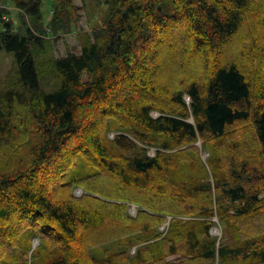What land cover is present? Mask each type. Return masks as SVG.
I'll return each instance as SVG.
<instances>
[{"label": "trees", "instance_id": "trees-1", "mask_svg": "<svg viewBox=\"0 0 264 264\" xmlns=\"http://www.w3.org/2000/svg\"><path fill=\"white\" fill-rule=\"evenodd\" d=\"M0 1L22 90L0 94V150L21 147L0 163V264H264V0H103L79 51L44 60L80 7Z\"/></svg>", "mask_w": 264, "mask_h": 264}, {"label": "rangeland", "instance_id": "rangeland-1", "mask_svg": "<svg viewBox=\"0 0 264 264\" xmlns=\"http://www.w3.org/2000/svg\"><path fill=\"white\" fill-rule=\"evenodd\" d=\"M74 4L78 7H80V19L76 25L75 30L72 33L69 34H62V36H53L49 34L50 36L48 37V41L50 44L48 46L45 45V48L43 50V53L39 56V59H48V58H59L62 57L66 54V50L69 49L72 52L77 53L79 51L80 47V41L82 39V36L85 34H91L94 29H98L102 21L105 17V15L108 13V5L104 4L103 0H73ZM0 10L4 11V19L5 21H12L14 26H17L19 24L18 22V13L19 11L14 7L13 4L8 3V2H3L0 1ZM42 14L44 15V18L46 21L50 20L51 14H50V0H44L42 3ZM47 33H50L49 30L46 28ZM58 37L61 39L56 40ZM243 42L244 39H238L236 44ZM232 51H225L226 55L230 56H235V48L231 49ZM17 65L15 61V57L13 53H9L6 51H0V94L5 92L6 90L11 89L12 83L13 87L17 91H22L20 85L17 82L16 78V72H17ZM51 71L47 73H42L40 76V86L41 89L50 92L53 91L54 89L57 88V84L55 81V77L53 76ZM185 101L188 104L190 102L189 98L185 97ZM19 111L26 112L25 108L19 106L17 107ZM151 115L153 117H157L159 114L156 111L151 112ZM192 120V119H190ZM115 133L114 132H109L108 137L110 139H113ZM28 139V140H27ZM20 142L21 145L24 143H29L30 139L29 137H24L22 139L19 137L15 142ZM22 141V142H21ZM198 148V154L200 161L203 164H206V161L208 159L209 154L207 152L201 151V142L197 141L195 144ZM21 147H6L5 149L3 148L0 150V163L5 166L8 165V161L11 162V164H15V160H10L8 158V152L14 150L15 153H19V149ZM24 148V147H23ZM148 155L149 156H154L155 150L153 148L148 149ZM20 154H23L22 152ZM74 195L76 197H81L84 192L80 188H76L73 191ZM136 206L134 205H129V208L127 209V213L135 217L137 214ZM169 220H171V217H167L166 223L162 225L160 228H158V232H165L166 227L169 223ZM215 222L216 226L213 227L210 231L212 237L218 238V240H221L222 243L224 244H230L232 242V235L228 233V231L222 230L220 224L218 223V220L216 218L213 219ZM39 240L38 239H33L31 242V249L29 251V256L31 251L39 245ZM144 245V243L140 245H136L130 248L128 255L129 257H132L136 253V249L140 246ZM103 247L99 248L100 250ZM117 251L116 248H113L109 254H114ZM97 254L101 256V252L98 251ZM174 257L167 258V260H173ZM154 264H159V263H154Z\"/></svg>", "mask_w": 264, "mask_h": 264}, {"label": "water", "instance_id": "water-1", "mask_svg": "<svg viewBox=\"0 0 264 264\" xmlns=\"http://www.w3.org/2000/svg\"><path fill=\"white\" fill-rule=\"evenodd\" d=\"M192 122V120H190Z\"/></svg>", "mask_w": 264, "mask_h": 264}]
</instances>
